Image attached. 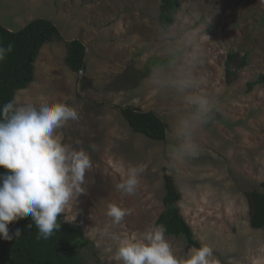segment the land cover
Wrapping results in <instances>:
<instances>
[{"label": "rangeland", "instance_id": "rangeland-1", "mask_svg": "<svg viewBox=\"0 0 264 264\" xmlns=\"http://www.w3.org/2000/svg\"><path fill=\"white\" fill-rule=\"evenodd\" d=\"M160 5L161 0H0L5 28L17 32L34 19H48L63 37L40 50L34 82L15 99L77 108L79 119L69 120L60 134L63 143L86 150L92 168L84 194L63 215L94 245L92 252L84 249L83 264H122L113 259L111 236L157 225L166 174L182 194V216L200 246L212 248L217 264H264V232L251 228L246 196L264 182V0H181L168 30L160 26ZM75 39L87 49L83 74L65 64L66 43ZM229 53L249 54L232 82L226 76ZM189 64L195 91L216 107L194 133L197 155L178 161L170 145L179 143L175 123L188 106L174 89L154 83L152 74L167 84ZM125 107L160 117L166 140L133 133L120 114ZM130 164L143 167L134 195L115 187ZM110 203L129 210L119 225L107 215ZM166 239L177 257L187 256L183 239Z\"/></svg>", "mask_w": 264, "mask_h": 264}, {"label": "clouds", "instance_id": "clouds-1", "mask_svg": "<svg viewBox=\"0 0 264 264\" xmlns=\"http://www.w3.org/2000/svg\"><path fill=\"white\" fill-rule=\"evenodd\" d=\"M201 39L205 37L201 36ZM208 38H210L208 36ZM0 47V59L12 51ZM153 82L174 89L188 110L175 123L178 144L170 145V155L182 161L197 155L195 131L211 118L216 107L207 96L195 91L197 80L190 64L188 70L162 84L152 74ZM79 119L77 108L60 103L51 107L41 103H20L13 99L0 112V236L11 241L21 235L17 228L10 233L9 225L31 218L44 238L60 227L58 220L74 197L84 194L82 184L92 168L89 154L83 147L63 143L60 129L69 121ZM79 143V141L77 142ZM143 167L130 164L125 178L115 185L126 195H134ZM129 210L115 203L108 205L107 215L119 225ZM63 220L70 221L65 217ZM163 224L150 226L141 233H117L111 236L115 243L113 259L122 264H217L211 247L201 244L189 249L186 257H177L165 236Z\"/></svg>", "mask_w": 264, "mask_h": 264}, {"label": "trees", "instance_id": "trees-1", "mask_svg": "<svg viewBox=\"0 0 264 264\" xmlns=\"http://www.w3.org/2000/svg\"><path fill=\"white\" fill-rule=\"evenodd\" d=\"M181 8V0H161L159 22L164 30L172 28ZM59 28L48 19H34L13 32L0 24V47L7 49L11 44L12 51L6 52L0 59V112L3 106L15 98L19 91L27 89L35 80V63L40 50L47 44L62 41ZM65 64L73 73L86 70V46L78 39L68 41ZM239 53H229L226 61V76L229 82L236 80L238 71L248 65L249 54L239 58ZM239 60L237 67L235 62ZM262 79L249 84V91L262 83ZM120 114L133 133L145 136L153 141H165L167 125L153 112H145L134 107L120 108ZM6 170L0 167V175ZM165 195L164 211L157 220L163 224L165 235L183 239L189 248L200 247L192 227L181 214L179 203L182 194L174 178L164 176ZM250 204L251 228L264 232V182L261 190L246 194ZM62 214L58 220L60 227L52 236L44 238L35 227L31 218L21 219L9 225L10 233L15 234L17 228L21 235L11 241L0 236V264H83L84 249L91 252L94 245L85 238L84 230L76 225L68 224Z\"/></svg>", "mask_w": 264, "mask_h": 264}, {"label": "water", "instance_id": "water-1", "mask_svg": "<svg viewBox=\"0 0 264 264\" xmlns=\"http://www.w3.org/2000/svg\"><path fill=\"white\" fill-rule=\"evenodd\" d=\"M87 52V51H86ZM85 70H81V72L79 74H83Z\"/></svg>", "mask_w": 264, "mask_h": 264}]
</instances>
